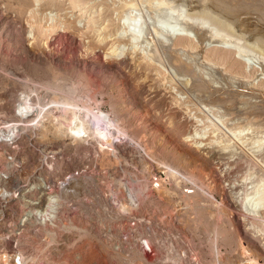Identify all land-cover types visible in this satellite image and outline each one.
I'll use <instances>...</instances> for the list:
<instances>
[{
    "label": "rangeland",
    "instance_id": "374dc122",
    "mask_svg": "<svg viewBox=\"0 0 264 264\" xmlns=\"http://www.w3.org/2000/svg\"><path fill=\"white\" fill-rule=\"evenodd\" d=\"M37 1L0 0V247L56 161L62 264H264V0Z\"/></svg>",
    "mask_w": 264,
    "mask_h": 264
},
{
    "label": "built area",
    "instance_id": "2783aa9c",
    "mask_svg": "<svg viewBox=\"0 0 264 264\" xmlns=\"http://www.w3.org/2000/svg\"><path fill=\"white\" fill-rule=\"evenodd\" d=\"M56 155V152H52L47 156L54 160ZM55 162L49 163L52 168L47 175L50 176L28 179L19 188L21 192L15 197L20 199L22 212L15 220L6 218L4 221L7 225L12 221L15 224L9 225L1 234L0 264H39L38 261L43 259L48 260L49 264H62L66 260L65 256L69 258L68 255H72L73 251L66 247L76 237L71 212H74L76 202L73 197L80 188L78 182L81 176H76L80 171L70 170L55 178L52 176L57 175ZM152 183L160 186L158 178L154 177ZM128 222L127 230L123 231V239L117 242L118 245L120 243L119 250L122 249L120 252L130 251L133 248L132 240L140 237L137 220L134 218ZM59 238L67 239L68 242L58 243ZM139 241V250L144 257L151 259L155 254L153 245L150 247L144 237L139 238ZM80 264L87 263L81 261Z\"/></svg>",
    "mask_w": 264,
    "mask_h": 264
},
{
    "label": "bare ground",
    "instance_id": "6f19581e",
    "mask_svg": "<svg viewBox=\"0 0 264 264\" xmlns=\"http://www.w3.org/2000/svg\"><path fill=\"white\" fill-rule=\"evenodd\" d=\"M39 1V0H38ZM37 1V2H38ZM76 1V0H75ZM68 3H70V4H74L75 2H74V0H68L67 1ZM78 2H79V0H78ZM245 2V1H244ZM36 3V2H35ZM69 4V5H70ZM75 4H77V3H75ZM81 4V3H80ZM239 4H240V2H239ZM78 5H79V3H78ZM241 5V4H240ZM72 6V5H71ZM77 6V5H76ZM75 6V7H76ZM73 7H74V5H73ZM79 7V6H78ZM34 8V7H33ZM85 8V7H84ZM72 10H73V8H72ZM82 10H83V8H82ZM36 11V10H35ZM32 12V11H31ZM35 13V12H34ZM43 15V14H42ZM80 17V16H79ZM92 21V20H91ZM72 28V27H71ZM136 32V31H135ZM138 33V32H137ZM115 41V40H114ZM115 46V45H114ZM113 47V46H112ZM108 55H111L110 53L108 54ZM153 59V58H152ZM175 59V61L177 62V61H179V59H177V58H174ZM209 61V60H208ZM178 63V65H179V62H177ZM24 103V102H23ZM20 107V106H19ZM20 108H22V107H20ZM23 109H25V108H23ZM69 125V124H68ZM106 125V124H105ZM16 126L17 125H13V126H9L10 127V129L9 130H7L8 131V133L10 134L11 132H13V131H15V129H16ZM107 126V125H106ZM67 127V126H66ZM103 127V126H102ZM6 131V132H7ZM5 132V133H6ZM102 133H103V131H101ZM7 134V133H6ZM6 136V135H5ZM190 136V135H189ZM185 137V136H184ZM184 139H188V138H184ZM110 140V139H109ZM181 140V139H180ZM196 169V168H195ZM194 169V170H195ZM193 172H195V171H193ZM203 172V171H202ZM261 203V202H260ZM195 205V204H194ZM195 211V210H194ZM211 224V223H210ZM228 234V233H227ZM141 236V235H140ZM212 236V235H211ZM150 241V240H149ZM148 242V241H147ZM149 243V242H148ZM149 245H150V243H149ZM162 245V244H161ZM162 246H164V245H162ZM168 253V252H167ZM162 255V254H161ZM182 259V258H181ZM175 264V263H174Z\"/></svg>",
    "mask_w": 264,
    "mask_h": 264
}]
</instances>
